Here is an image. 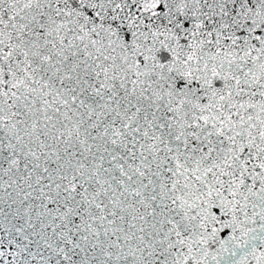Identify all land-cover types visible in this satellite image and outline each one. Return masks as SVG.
<instances>
[{"label": "snow or ice", "instance_id": "1", "mask_svg": "<svg viewBox=\"0 0 264 264\" xmlns=\"http://www.w3.org/2000/svg\"><path fill=\"white\" fill-rule=\"evenodd\" d=\"M0 264H264V0H0Z\"/></svg>", "mask_w": 264, "mask_h": 264}]
</instances>
